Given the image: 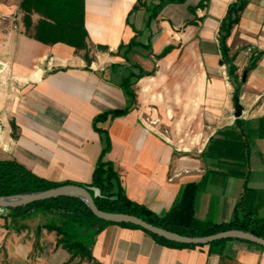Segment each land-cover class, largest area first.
<instances>
[{"label": "crops", "instance_id": "0c3cea01", "mask_svg": "<svg viewBox=\"0 0 264 264\" xmlns=\"http://www.w3.org/2000/svg\"><path fill=\"white\" fill-rule=\"evenodd\" d=\"M143 1L84 0L86 62L84 50L29 37L20 0H0V160L87 184L104 146L99 127L110 141L103 159L130 201L162 214L195 183L198 219L264 217V54L238 89V117L220 62L218 30L235 0ZM226 45L241 75L264 51V0H246ZM126 77L134 103L94 125L96 115L127 106ZM56 240L45 228L0 227V264H75ZM91 254L81 264H264V248L246 241L228 240L221 252L175 248L116 224L94 236Z\"/></svg>", "mask_w": 264, "mask_h": 264}, {"label": "trees", "instance_id": "16d2710c", "mask_svg": "<svg viewBox=\"0 0 264 264\" xmlns=\"http://www.w3.org/2000/svg\"><path fill=\"white\" fill-rule=\"evenodd\" d=\"M182 1V0H178ZM144 5L143 0H137V5ZM201 5V3H199ZM246 5V0H235L230 3L225 16L222 18L218 30V42L220 50V62L226 65L227 73L234 84L235 95L245 78V74L264 54V51H257L251 56L250 62L241 75L235 74L233 64L234 56L229 54L226 45L227 37L232 27L239 22L241 12ZM156 6H160L157 4ZM154 6V7H156ZM134 8V7H133ZM18 9L21 13V22L25 34L45 44L62 42L75 49L84 50L83 57L86 62L90 61L88 56L87 33L84 27V0H20ZM38 14L36 22L32 21V14ZM153 16V13L150 14ZM143 72L139 73V77ZM132 82L128 77L123 78L121 87L127 97V106L123 109L105 111L93 118V124L105 120L107 117H115L128 112L129 107L134 103V91L131 88ZM99 133L103 134L104 146L94 165L90 182L74 183L70 181L54 182L43 179L33 174L24 165L14 160H0V196H12L23 193L36 192L57 187L63 184H76L87 187L93 196V201L99 210L107 212L126 213L137 216L148 223L186 236L211 235L228 229H238L250 232L258 237L264 238V217L244 214L238 217L236 214L230 220L213 222L201 220L195 216L194 202L197 193V184L188 183L179 191L169 209L162 214H155L144 205L130 201L120 186L118 175L112 164L105 161L104 155L110 147V141L105 129L96 127ZM94 187L98 193L90 189ZM7 216L12 218H28L39 210L49 211L60 216V225L49 223L47 229L57 234V244H60L70 254V260L92 261L91 246L94 243V236L104 225L116 224L124 227L139 228L149 234L157 243L175 248L195 247L204 245H193L177 243L166 240L145 229L130 223H111L98 219L77 197L60 196L45 200H38L15 208H7ZM98 223L93 232H80L81 229L91 227ZM89 227V228H90ZM233 239H222L208 244L209 251L214 249L222 251L223 244ZM250 243V242H248ZM253 244V243H250ZM257 247L262 246L253 244Z\"/></svg>", "mask_w": 264, "mask_h": 264}, {"label": "water", "instance_id": "95a60500", "mask_svg": "<svg viewBox=\"0 0 264 264\" xmlns=\"http://www.w3.org/2000/svg\"><path fill=\"white\" fill-rule=\"evenodd\" d=\"M233 99L235 110L234 116L238 117L241 114V106L239 105L237 93L234 95ZM97 193L98 191L95 192L94 195H96ZM60 196H70L79 198L82 202L86 204L88 209L100 220H104L111 223H130L169 241L193 245H208L209 243L217 240L235 239L250 242L264 247V238L258 237L250 232L238 229H228L205 236H186L157 227L134 215L99 210L96 207L93 201V196L89 193L87 187L76 184H63L57 187L36 192L23 193L12 196H0V209L15 208L19 206H24L34 201L45 200Z\"/></svg>", "mask_w": 264, "mask_h": 264}, {"label": "rangeland", "instance_id": "374dc122", "mask_svg": "<svg viewBox=\"0 0 264 264\" xmlns=\"http://www.w3.org/2000/svg\"><path fill=\"white\" fill-rule=\"evenodd\" d=\"M10 18H8V19L11 20ZM60 220H61V218L57 214L49 212V211H44V210H39L34 215H32L28 218L21 219V218H12L10 216H7V210L6 209H0V227L12 229L14 231L15 230L17 231L18 229H23V228H27L29 231H32L34 233H39L44 228L48 231H53V230L47 229L45 225H47L51 222L57 223L60 225V223H59ZM23 221H24V223H23ZM98 225L99 224L95 222V223H93V225L91 227L89 226L90 228L86 227L85 229H81V230L77 231V233H80L82 231L93 232L94 229H96ZM76 261H78V262H76ZM81 262H82V260H79L78 258H76L74 260L75 264H81Z\"/></svg>", "mask_w": 264, "mask_h": 264}]
</instances>
